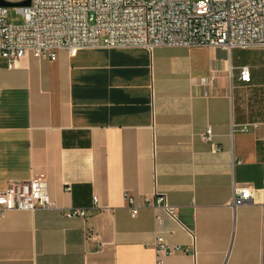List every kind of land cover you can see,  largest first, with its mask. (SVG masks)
I'll return each instance as SVG.
<instances>
[{
  "label": "crops",
  "instance_id": "1",
  "mask_svg": "<svg viewBox=\"0 0 264 264\" xmlns=\"http://www.w3.org/2000/svg\"><path fill=\"white\" fill-rule=\"evenodd\" d=\"M36 176L54 207L0 219V264H155L158 236L181 250L164 264H261L264 48L98 47L1 64L0 190ZM234 187L254 202L234 204Z\"/></svg>",
  "mask_w": 264,
  "mask_h": 264
},
{
  "label": "built area",
  "instance_id": "2",
  "mask_svg": "<svg viewBox=\"0 0 264 264\" xmlns=\"http://www.w3.org/2000/svg\"><path fill=\"white\" fill-rule=\"evenodd\" d=\"M7 9L0 7V65L9 69L28 56L54 61L59 51L71 56L83 48H264V0H29L27 7H15L22 20L20 25L9 24ZM238 79L249 82L247 67L239 68ZM247 130L248 127L240 129ZM201 140L212 151L217 150L209 128ZM233 194L234 204L254 202L253 189L234 187ZM123 199L132 206V197L126 191ZM92 201L93 210H98L96 197ZM155 202L174 218V209L167 206L164 195L156 196ZM53 207L46 180L41 176L10 182L0 190V219L10 212ZM136 212L132 208L131 216ZM65 214L84 218L86 211L72 209ZM262 227L260 256L264 264V203ZM153 249L155 264H164L165 257L181 251L159 236Z\"/></svg>",
  "mask_w": 264,
  "mask_h": 264
},
{
  "label": "rangeland",
  "instance_id": "3",
  "mask_svg": "<svg viewBox=\"0 0 264 264\" xmlns=\"http://www.w3.org/2000/svg\"><path fill=\"white\" fill-rule=\"evenodd\" d=\"M23 0H16L17 3ZM16 4V3H15ZM8 22L12 25H20L22 23L21 17L16 13V9L14 7H8Z\"/></svg>",
  "mask_w": 264,
  "mask_h": 264
},
{
  "label": "water",
  "instance_id": "4",
  "mask_svg": "<svg viewBox=\"0 0 264 264\" xmlns=\"http://www.w3.org/2000/svg\"><path fill=\"white\" fill-rule=\"evenodd\" d=\"M29 5V0H23L19 3H16V4H7L5 3L4 1L0 0V7H5V8H8V7H27Z\"/></svg>",
  "mask_w": 264,
  "mask_h": 264
}]
</instances>
